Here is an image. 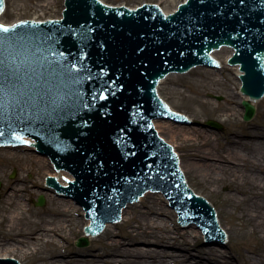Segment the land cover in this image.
<instances>
[{
	"label": "water",
	"instance_id": "95a60500",
	"mask_svg": "<svg viewBox=\"0 0 264 264\" xmlns=\"http://www.w3.org/2000/svg\"><path fill=\"white\" fill-rule=\"evenodd\" d=\"M153 4L130 9L65 0L62 19L2 25L9 31L0 29V56L19 74L0 80V146L33 145L57 171L74 177H64L67 186L49 176L47 184L83 207L91 220L87 234L97 236L107 223L120 221L122 209L147 191L161 192L183 229L193 223L203 229L206 237L196 251L224 243L226 234L207 198L188 186L173 147L154 128V119L188 122L169 109L157 87L170 73L219 68L212 53L229 47L228 64L242 73L241 92L262 99L264 0H187L168 15ZM4 7L0 0V14ZM243 107L244 120H252L256 108L246 101ZM192 124L226 131L215 118L187 127ZM45 203L40 196L36 205ZM88 243L82 237L78 245ZM19 262L0 258V264Z\"/></svg>",
	"mask_w": 264,
	"mask_h": 264
},
{
	"label": "bare ground",
	"instance_id": "6f19581e",
	"mask_svg": "<svg viewBox=\"0 0 264 264\" xmlns=\"http://www.w3.org/2000/svg\"><path fill=\"white\" fill-rule=\"evenodd\" d=\"M48 6L49 4L44 7ZM222 52H228V56L225 60L227 64V60L232 55L233 51L224 47L213 52V57L217 59L216 55ZM231 68L236 71V76L239 79L240 71L238 68ZM223 69H225V65L220 61V68H215L212 72H222ZM174 74L167 76L161 81V84L166 83ZM238 84L240 89V80ZM210 91L215 90L212 88L199 89L196 94L202 95V93ZM236 94L238 98L228 96V101H230L229 109L223 111V114L218 115V117H223L226 122H235L239 116L243 118L245 110L243 106H238L239 102H249L256 108L259 101L251 99L247 95H243L239 90ZM263 98L260 100H263ZM199 104L206 110L216 111V109L210 105L209 101H199ZM238 107H240V109H238ZM189 118L192 121H196L191 117ZM154 124L157 131L159 128L162 131L169 132L168 134H170L173 143L178 144V142H180L178 145L186 151L190 160L189 164L191 171H193L201 181L211 186H220L226 183L231 187V202L238 210L237 217L243 226V235L252 237L253 240L260 243V246H250L248 249L250 253L257 255L259 258L246 257L243 259L244 264H264V128L259 125L250 127L246 132L234 136L232 142L226 147H223L217 133L209 129L193 126L187 127V124H180L177 127L176 125L162 124L159 120H154ZM172 146L175 147V145ZM16 148L21 149L4 147L0 148V152H5L11 159H16L17 157L19 161H21V159L30 158L38 162L42 167L47 168L50 176L57 177L62 185H67L63 180V175L68 176L70 179L73 178L69 176V174H65V172H56L53 163L47 157H43L39 154L23 156L18 153V151L20 152L23 150L35 153V147L19 146ZM225 172H228V175L224 176ZM45 181V179L42 180V185H46ZM28 183L25 177L22 176L15 183L13 191H11L13 193V195H11V201L16 199L15 196L19 197L16 206H14V209L7 215L6 231L10 235L13 231H18L19 236L13 238L9 237L8 241H13L15 243L14 245L2 243V238L0 237V245L4 246L2 247L3 253H0V258H14L13 256H16V254L20 252L23 257L28 256L34 258V264H233L235 260V256L233 254H228L229 252L216 254L215 251H211L213 249L207 251L203 248L197 249L201 253L199 259L192 258L191 251L195 250V243H193L191 239L203 236V229H198V226L195 224H190V227L186 229L193 230L187 232H183V230L177 231L176 229L175 232L170 230L168 228V223H170V221L166 218V216L169 215L164 211L162 203L154 199H152V201H147L145 204L146 208H141L137 214L126 216L124 210L121 224L130 228V230L123 235L114 233L110 229L112 225L108 224L104 231L107 235V240H105L104 246H102L100 252L92 255V257H81V255L86 254L83 251H78L75 255L69 256L67 259L60 254L44 256L41 254V249L38 248V245H40L39 243L44 240V238H48L47 243L52 245L55 244L54 240H56V238L60 240V243L62 240H67L68 237L65 231L69 230L71 232L67 216L72 212L78 214L81 206L76 204L71 198L59 197V199H57L59 203L51 210L53 217L63 219L62 224L57 226L55 223L49 221L45 222L37 217L25 222L26 228H19L20 224L26 220L24 211L29 210V206L23 202V200H26L22 197L23 195H17V193L21 191L26 192L25 186ZM37 187L40 186L37 185ZM47 191L50 192L47 194L49 197L53 198V196H56L54 191ZM192 191L196 194L194 189ZM36 192L38 195L45 197V194H43L39 188ZM167 206H169L168 203ZM216 213L220 227L226 234V245L230 240V235L228 229L222 225L218 211ZM82 214L84 215V213ZM30 226H32L31 229ZM11 236H13V234ZM119 236H121V238L117 239ZM16 237L20 238L15 239ZM51 238L53 240H51ZM139 242L144 244L154 243V247L147 248V246H144L141 248H134L130 246L131 244ZM17 245L25 248L35 246L36 248L29 249L31 250L29 253V251H25L23 248L20 249ZM213 245H215V243H213ZM165 247L173 250L167 251ZM182 249L184 251H180ZM205 253L209 254L207 260L202 258V254ZM255 259L257 260L255 261Z\"/></svg>",
	"mask_w": 264,
	"mask_h": 264
},
{
	"label": "rangeland",
	"instance_id": "374dc122",
	"mask_svg": "<svg viewBox=\"0 0 264 264\" xmlns=\"http://www.w3.org/2000/svg\"><path fill=\"white\" fill-rule=\"evenodd\" d=\"M64 1L65 0H5L6 8L2 16H0V22L4 24H12L16 21L32 18L33 20H45V18H56L61 17L63 9H64ZM104 3L108 5L118 6L125 4L126 6L136 7L142 5L144 3H155L159 5L165 12L171 13L174 11L180 3L185 0H102ZM48 7H44L48 5ZM228 56V52L218 53L216 55L217 59L225 65V69L222 72H212L213 69L205 68V67H197L192 69L190 72L186 74H174L166 83H162L158 87V92L162 99H164L171 108L174 110L191 117L196 122L208 121L209 118H215L216 121H221V124L226 128V131H216L215 128L209 129L217 133L221 145L226 147L232 140L234 136L239 133H244L246 130L250 129L255 125L262 126L264 128V98L263 100H259L257 103V112L256 116L249 122L244 121L243 118L239 116L235 122H226L223 117H218V115L223 114L222 112L229 109L228 96H232L238 98L236 94L239 89V79L236 76V71L232 69L225 63L226 57ZM212 88L215 91H210L206 93H202V95L196 94L199 89ZM199 101H209L210 105L216 109L215 112L211 110L204 109ZM239 102V101H237ZM242 106V103H238V106ZM238 107V109H240ZM163 124L167 125H178L172 121H161ZM159 125V124H158ZM161 125V124H160ZM193 127H203L198 124H192ZM159 134L168 141L171 145H175L174 149L177 152L180 158V166L182 168L187 178L189 185L196 191L200 196H204L207 200L214 206V208L218 211L220 221L224 227L228 229L230 240L224 246H198V248L206 249L207 251H215L216 254H221L223 252H229L228 254H233L235 260L233 264H244L243 259L248 258H259L257 255L250 253L248 251L249 247L260 246L258 241L253 240L252 237L244 236V229L241 222L238 220L237 214L238 210L231 202V187L228 184L223 183L220 186H211L201 181L193 171L190 169V160L187 156L186 151L178 145L180 142L173 143L170 138V134L166 131H162L158 128ZM173 143V144H172ZM11 149H21L14 148ZM20 155H28L32 156L36 153H32L28 150L18 151ZM21 156V157H23ZM190 169V170H189ZM228 175V172H225L224 176ZM25 177L26 181L29 182L26 186V192L19 191L17 195H23L26 200H23L29 206V210L24 211V216L26 220L22 222L19 226L27 227L25 222L28 220H33L34 218H40L43 221H49L57 224L59 226L62 224L61 218L53 217L52 208H54L59 202L57 199L59 197L53 196L49 197L47 194L50 192L47 190H41L43 194H45L46 204L45 206H37L36 202L40 195L37 194L38 191L37 185H42V180L46 179L48 174L47 168L42 167L38 162L29 159H16L9 158L5 152H0V182L2 183V187L0 189V237L2 238V243L7 244L10 243L14 245L13 241H8L9 237L13 238L15 236H19L18 231H13L11 236L6 231V222L7 215L14 209L18 202V197L15 196L16 199L11 201L13 193L14 185L18 181L20 177ZM152 199L157 202H161L164 208V211L169 215L166 216L170 223H168V228L172 231H182L187 232L193 229H183L180 227L178 223V216L176 212L167 206L168 201L161 193H152L148 192L145 196L141 198L138 203L130 204L125 209V215L130 216L137 214V212L141 208H146L145 204L147 201H152ZM83 209L81 208L78 214L72 212L69 214L68 223H70V230L65 231L67 235V240H62L60 243L59 239L56 238L55 244H48L47 239L44 238L38 245V248L41 250V254L44 256L51 254H60L67 259L69 256H73L78 251H83L84 255H81L83 258H90L92 255L100 252L102 246H104L105 240H107V235L104 231L97 237L89 238V243L87 246H78L77 242L81 237L85 236L84 227L89 224V220L86 219L85 213L84 215ZM110 229L118 234L123 235L127 231L130 230L127 226L121 224V221L117 224H111ZM32 226H30V229ZM60 228V227H59ZM176 229V230H175ZM106 235V236H105ZM20 238L16 237L15 239ZM119 236L117 239H120ZM92 239V240H90ZM200 239H204L203 236H199L197 238L191 239L193 243L198 244ZM51 240H53L51 238ZM7 241V242H6ZM20 249H24L25 251L31 252L29 249L36 248L32 246L31 248H25L23 246L17 245ZM130 246L134 248H141L147 246V248L154 247V243L144 244L142 242L131 244ZM2 245H0V253L2 254ZM226 247V248H225ZM165 250L170 251L173 249L166 248ZM180 251H184L183 249ZM191 257L199 259L201 253L198 250L191 251ZM208 253L202 254V258L207 260ZM14 259L20 261L21 264H34V258L31 257H23L21 253H17L16 256H13ZM255 259V261L257 260ZM221 264V263H220Z\"/></svg>",
	"mask_w": 264,
	"mask_h": 264
},
{
	"label": "snow or ice",
	"instance_id": "6c2138e0",
	"mask_svg": "<svg viewBox=\"0 0 264 264\" xmlns=\"http://www.w3.org/2000/svg\"><path fill=\"white\" fill-rule=\"evenodd\" d=\"M0 29H2L3 33H7L9 30L7 28H4L2 25H0ZM4 40L3 36H0V42ZM19 74V68H13L10 64L6 63L5 59L0 56V80H6L11 79L13 77L18 76ZM104 98V97H101ZM3 133L0 132V135ZM15 139L21 140L23 139L21 136H16Z\"/></svg>",
	"mask_w": 264,
	"mask_h": 264
}]
</instances>
